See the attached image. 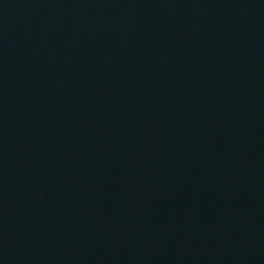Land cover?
<instances>
[{"label":"water","instance_id":"95a60500","mask_svg":"<svg viewBox=\"0 0 264 264\" xmlns=\"http://www.w3.org/2000/svg\"><path fill=\"white\" fill-rule=\"evenodd\" d=\"M0 264H264V0H0Z\"/></svg>","mask_w":264,"mask_h":264}]
</instances>
